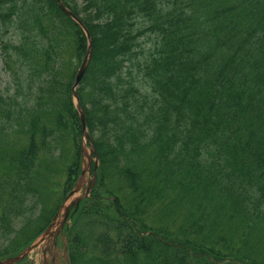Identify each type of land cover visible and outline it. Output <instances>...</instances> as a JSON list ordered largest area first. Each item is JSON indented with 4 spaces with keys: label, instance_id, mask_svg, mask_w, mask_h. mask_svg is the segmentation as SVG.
<instances>
[{
    "label": "trees",
    "instance_id": "1",
    "mask_svg": "<svg viewBox=\"0 0 264 264\" xmlns=\"http://www.w3.org/2000/svg\"><path fill=\"white\" fill-rule=\"evenodd\" d=\"M62 1L90 34L77 95L98 155L70 264H264V0ZM86 47L55 0H0L4 69L20 75L0 93V257L79 174L71 87ZM65 137L73 159L53 181L36 169L61 163Z\"/></svg>",
    "mask_w": 264,
    "mask_h": 264
},
{
    "label": "rangeland",
    "instance_id": "2",
    "mask_svg": "<svg viewBox=\"0 0 264 264\" xmlns=\"http://www.w3.org/2000/svg\"><path fill=\"white\" fill-rule=\"evenodd\" d=\"M66 57L72 59V61L75 62L74 59L72 58V54L66 55ZM73 62H69L68 63L69 66H72L74 64ZM132 68H134V67H132ZM134 74H135V72H134ZM17 76H20V75H16V76L11 77L10 73L8 71H5L3 57H2L1 51H0V93L13 94L16 90V82H14V80H16L15 77H17ZM23 82L24 81L21 80V83H23ZM88 153H89L88 148H86V153H85L83 161H82L83 164L87 163L86 154H88ZM55 154L59 155L58 158L60 157L61 163L58 162V160H57V162L54 163V165L50 169L48 163H50V165H51L52 162H48V161H46L47 160L46 158L42 157L41 160L39 161L40 165H38V167L36 169V172H37L41 166H44L41 170V173L46 174L53 181L57 180L59 176H62L63 174L66 173L67 168H68V164H70V162L73 159L74 148H73L71 139L65 137V139L62 142H60V144L58 145V148H57ZM45 161H46V163H44ZM82 166L84 167L86 165H82ZM41 177L45 178L44 175H41ZM89 180H90V175L88 177V173L86 172L85 175L83 176L82 180H81V185L79 187V191L77 193H75L74 196H78L80 193L83 192V190L89 184ZM45 181L49 182L46 179H45ZM52 192H56V185H54ZM48 196H50V195H48ZM48 196H47V198H48V202H49L50 197H48ZM72 199H73L72 196L69 197V199H67L66 203L67 202L69 203ZM60 201H62V200H60ZM46 206L47 205H45V207ZM59 255H62V253L60 252ZM31 257L34 258V256H32V254H31ZM28 259H29V257H28ZM19 262H20V264H26L27 257L26 256L23 257V259Z\"/></svg>",
    "mask_w": 264,
    "mask_h": 264
},
{
    "label": "water",
    "instance_id": "3",
    "mask_svg": "<svg viewBox=\"0 0 264 264\" xmlns=\"http://www.w3.org/2000/svg\"><path fill=\"white\" fill-rule=\"evenodd\" d=\"M57 1V3H58V5H59V7L61 8V10L63 11V12H65L66 13V15H68L69 17H71L75 22H77L82 28H83V30L85 31V33H86V37H87V39H88V47H87V51H86V54H85V56H84V58H83V60H82V62H81V64H80V66H79V69H78V71H77V73H76V75H75V79H74V84H73V87H72V92H73V96L75 97V99H76V109H77V111H78V113H79V116H80V119H81V124H82V127H83V135L90 141V138H89V135H88V133L85 131V128H84V122H85V120H84V111H83V109L81 108V106H80V104H79V100H78V98H77V95H76V92H75V87L77 86V84L79 83V81L81 80V77H82V75H83V73H84V71L86 70V68H87V65H88V63H89V60H90V57H91V42H90V40H89V33H88V31H87V29L85 28V26L83 25V23L81 22V20L72 12V11H70L64 4H63V2L61 1V0H56ZM90 143H91V141H90ZM91 146H92V143H91ZM91 151H93V146L91 147V149H90ZM91 162V160L89 161V163ZM96 168V167H95ZM93 179L95 180V177H96V172H95V170H94V172H93ZM93 180V181H94ZM93 183V182H92ZM77 187L78 186H76V188L74 189V190H72L71 191V193L69 194V195H71V194H73V192L77 189ZM88 190V189H87ZM81 199V197L80 198H77V199H75L74 200V203H75V205L77 206V204H78V202H79V200ZM71 203L69 204V206H67V208H66V214L68 213V211H69V208L71 207ZM66 214H65V216H66ZM22 257V254L20 255V256H16V257H13V258H8V259H6L5 261H2V262H0V264H9V263H11V262H15V261H17L18 259H20Z\"/></svg>",
    "mask_w": 264,
    "mask_h": 264
}]
</instances>
